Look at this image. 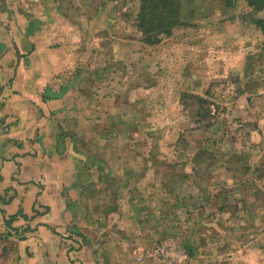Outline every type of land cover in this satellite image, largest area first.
<instances>
[{
  "label": "rangeland",
  "instance_id": "obj_1",
  "mask_svg": "<svg viewBox=\"0 0 264 264\" xmlns=\"http://www.w3.org/2000/svg\"><path fill=\"white\" fill-rule=\"evenodd\" d=\"M60 4L96 21L84 28V58L63 83L93 96L91 108L83 97L76 109L68 104L61 126L62 147L72 151L66 161L87 170L64 178L74 215L66 247L91 246L92 214L100 227L141 210L144 238L130 237L121 250L131 264H191L195 256L196 264H264V8L185 0L172 34L149 38L139 26L141 0ZM19 216L24 223L14 227ZM29 219L19 210L0 218L1 230L22 239ZM165 240L187 256L148 253Z\"/></svg>",
  "mask_w": 264,
  "mask_h": 264
},
{
  "label": "crops",
  "instance_id": "obj_2",
  "mask_svg": "<svg viewBox=\"0 0 264 264\" xmlns=\"http://www.w3.org/2000/svg\"><path fill=\"white\" fill-rule=\"evenodd\" d=\"M72 9L76 6L66 9L60 0H0V218L23 210L31 226L22 239L3 234L6 227L0 226V264H131L121 250L130 237L145 235L146 215L137 210L129 211L119 225L110 219L100 227V216L92 214L94 228L87 230L91 246L73 251L62 239L74 216L62 193L64 178L87 170L66 161L72 151L62 147L69 141L61 126L66 125L68 104L76 109L83 97L88 101L85 108H91L87 105L93 101V96L75 92L73 84H63L67 71L84 58V28L96 26L87 10L72 15ZM72 181L73 188L81 187ZM34 208L39 210L35 216ZM23 223L19 216L13 226Z\"/></svg>",
  "mask_w": 264,
  "mask_h": 264
},
{
  "label": "trees",
  "instance_id": "obj_3",
  "mask_svg": "<svg viewBox=\"0 0 264 264\" xmlns=\"http://www.w3.org/2000/svg\"><path fill=\"white\" fill-rule=\"evenodd\" d=\"M185 0H141L139 26L150 37L172 34L180 25L182 3ZM250 5L264 8V0H247ZM264 31V19L258 20Z\"/></svg>",
  "mask_w": 264,
  "mask_h": 264
},
{
  "label": "built area",
  "instance_id": "obj_4",
  "mask_svg": "<svg viewBox=\"0 0 264 264\" xmlns=\"http://www.w3.org/2000/svg\"><path fill=\"white\" fill-rule=\"evenodd\" d=\"M148 253H150L151 256L159 255L167 258L171 256L180 261H182L187 256L186 251L173 240H165L160 244H157V246H154V248L150 249ZM143 258V254L138 256L139 260H143Z\"/></svg>",
  "mask_w": 264,
  "mask_h": 264
}]
</instances>
